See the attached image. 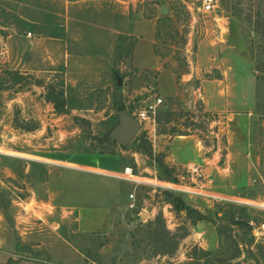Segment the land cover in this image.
<instances>
[{
	"label": "rangeland",
	"instance_id": "374dc122",
	"mask_svg": "<svg viewBox=\"0 0 264 264\" xmlns=\"http://www.w3.org/2000/svg\"><path fill=\"white\" fill-rule=\"evenodd\" d=\"M203 1L144 3L145 16L155 10L160 15L156 52L166 69L175 70L177 83L184 87L185 97L177 100L161 97L158 89L147 87L149 75L155 77L149 83L157 87L156 71L132 67L134 40L128 35L132 20L126 18V35L115 41L109 37L106 28L121 24L122 18L117 13L108 15L105 2L60 0L59 10H66L70 3L69 11L81 17L74 22L59 17V29L71 27L69 35H64L68 44L57 47L49 42L45 51L29 42H37L40 36L37 25L25 21L23 29L32 34L31 39L25 38V45L13 41L10 50L21 65L17 69L9 63L0 67V215L15 232L25 227V155L44 158V150L56 148L114 153L120 145L104 141L119 123L120 114L144 106L148 99L153 102L157 96L166 100L158 113L172 112L170 126L189 131L182 124L196 99L195 109L200 112L208 107L215 123H201L196 118L200 124L194 129L197 143L189 141L183 156L186 163L205 167L204 178L182 179L172 170V178L162 170L155 172L153 161L158 165L165 158L164 153L155 152L159 140L164 141L154 133L156 130L159 136L157 123L156 127L148 125L149 134L141 129L129 146H120L130 155L136 153L140 167L131 157L125 163L134 168L138 180L151 183L156 174L159 182L181 184L180 189L192 192H170L191 211L186 215L174 209L171 216L163 211L151 185L139 187L135 191L139 209H156V215L145 224V238L135 239L133 254L110 264H176L177 260H181L177 264H264V236H253L247 226L250 219L263 222L264 211L234 202L264 205V0H218L214 14L204 11ZM36 11L30 12L31 22L37 21V15H32ZM0 19L9 25L18 23L7 14ZM110 42H114L113 50ZM211 89H221V97L212 98ZM223 90L231 95L225 96ZM50 100H57L63 115L56 113ZM178 116L183 117L176 121ZM35 124L39 129L34 132L19 129ZM94 137L98 140H92ZM186 219L196 226L187 227ZM171 233L184 238L174 239ZM196 233H204L206 243H196ZM85 255L96 264H105L91 252ZM190 257L195 261H188Z\"/></svg>",
	"mask_w": 264,
	"mask_h": 264
},
{
	"label": "crops",
	"instance_id": "0c3cea01",
	"mask_svg": "<svg viewBox=\"0 0 264 264\" xmlns=\"http://www.w3.org/2000/svg\"><path fill=\"white\" fill-rule=\"evenodd\" d=\"M148 1L100 0L109 9L108 15L117 13L122 18L121 24H110L106 29L115 41L120 35H126V18L132 20L128 30V35L134 40L130 60L132 67L138 71L158 73L157 89L161 97L183 99L185 90L177 83L175 70L166 69L165 61L157 55L155 45L160 15L155 10L153 15L145 16L147 8L144 3ZM58 2L60 0H0V16L7 14L18 21L9 25L0 19V67L9 63L17 69L21 65L11 57L10 50L13 41L25 45V38L31 39L23 29L25 21L37 25L40 37L37 42H29L36 43L43 51L49 42L54 46L68 44L64 35H69L71 27L68 25L65 30L59 29L57 19L62 17L74 22L79 21L81 15L69 11L70 3H66V10H59ZM114 5H117V11ZM33 9H37L32 14L37 15V21L31 22L29 17ZM113 46L114 42H110V50L114 49ZM223 93L226 96L230 91L223 90ZM221 95V89L210 91L212 98ZM195 102L189 109L196 116ZM209 111L208 107L204 109L205 113ZM156 137L164 141L159 140L155 152L164 153L163 163L174 173L197 164L186 163L183 156L189 141L197 143L196 134L169 137L156 134ZM43 152L44 158L25 155V227L21 232H15L0 215V264H96L86 257V252H91L105 264L122 262L130 257L134 252L135 239L145 238V224L152 221L157 212L156 209H143L140 216L138 211L130 212L131 183L115 177L129 167L125 163L127 157L134 158L133 164L139 166L136 153L130 155L120 146L110 154L62 148ZM142 162L147 165L145 159ZM153 162V168L158 173L161 169ZM144 213L149 214L147 221L142 219ZM184 221L187 227L196 226L190 219ZM168 229H171L170 226ZM193 236L199 245L206 243L204 233ZM99 242L102 244L99 245ZM181 256L184 257V254ZM160 257L159 254L156 259ZM178 261L181 260H177L176 264ZM188 261L195 260L190 257ZM171 262L175 261L171 259Z\"/></svg>",
	"mask_w": 264,
	"mask_h": 264
},
{
	"label": "built area",
	"instance_id": "2783aa9c",
	"mask_svg": "<svg viewBox=\"0 0 264 264\" xmlns=\"http://www.w3.org/2000/svg\"><path fill=\"white\" fill-rule=\"evenodd\" d=\"M217 6H218V0H204L203 1V9L207 13L214 14ZM26 36L31 37L32 34L27 33ZM143 73H145V72H143ZM143 73L141 74L142 77L144 76ZM132 75L138 77L139 74H137L136 72H133ZM147 78L154 79L155 77L149 75V76H147ZM183 78H185V76H183L182 79ZM151 79L146 81L147 85H148L147 87L152 91H156L157 87H155L153 85V83H149V81H151ZM186 79H187V77H186ZM187 81L190 82V79ZM197 91L199 92V90H197ZM165 102H166V100L164 98L159 97V96H157V99L153 102H151L148 99L147 101L143 102L144 106H142L140 108H137L135 106V109L132 112H130V114L132 116H134L135 119L138 120L139 124L141 125V129L146 131V132L148 131V134H149V129L147 128L148 125L152 124L153 127H156V117H157V113H158V108L162 104H164ZM196 114H197V116L199 114H206L207 115V121L215 123V117L212 114L205 113L204 111L199 112V110H197ZM197 119H198V117H197ZM154 133L156 135V130H154ZM204 174H205V172H204L203 167H201L197 164H193L190 167L179 170L178 172H176V174L174 176H176L178 178H182V179H184L186 176L187 177L191 176L192 178L196 177L197 179H202L205 177ZM115 177L134 185V190H132V192L129 194L128 210L130 212H137L138 211L137 212L138 216L141 215V211L143 209H139V206H138L139 201H138V197H137V194L135 193V191L143 185L144 186L145 185H151L153 187L152 193L156 195V198H157V201H159V204L164 206L163 211L167 210L171 216H173L175 214L174 208L171 204L165 202L164 192L168 191V192H172V193L173 192L174 193L185 192L188 194L192 193V192L180 189L179 185H181V184L175 185L174 183H167L165 185L164 183L159 182L157 180L156 174H154V182L148 183V182L140 181L137 179L139 177H136V175L134 174V168L131 166L126 167L123 170L122 174H119ZM213 198L218 199L217 197H213ZM234 202L264 211V206H262L261 204H251V203L240 202V201H234ZM148 216H149V214H148ZM262 221L263 222H260V223H257L255 221V219H250L247 221V226L251 229L253 236H255V237L260 236V235L264 236V218H262Z\"/></svg>",
	"mask_w": 264,
	"mask_h": 264
},
{
	"label": "trees",
	"instance_id": "16d2710c",
	"mask_svg": "<svg viewBox=\"0 0 264 264\" xmlns=\"http://www.w3.org/2000/svg\"><path fill=\"white\" fill-rule=\"evenodd\" d=\"M255 29L257 31H259V26H256ZM157 46V44L155 45V47ZM51 102H53L55 104V110H56V113L58 115H63V113H61L59 111V104L57 103V100H50ZM175 115L170 112V111H165V112H159L157 113V117H156V123L159 127V130L158 131V135H162V136H174L176 134L180 135V136H189V135H192L195 133V128H198L199 127V122H197V117L199 119H202L203 122L201 123H206L208 124V121H207V115L206 114H199L198 116L194 115L193 113H185V117L186 119L184 120L182 126H184L185 129H189V131H178L176 127H173V126H170V124H172L173 122V117ZM181 117H177L176 121H179ZM196 117V118H195ZM79 119L77 118L76 121H78ZM196 120V121H195ZM19 129L25 131V132H34L36 130L39 129V125L38 124H35L34 126H28L27 128H22L20 127ZM192 129V130H190ZM92 140H98L96 137H94ZM104 140H102L103 142ZM104 143H107V144H115L117 145L118 143L115 141V140H112V139H108L107 141H104ZM160 169L164 172V173H167L169 174V176L172 178L173 177V172H171V170L162 162H159L158 163ZM173 194L168 192V191H165L164 192V200L165 202L171 204L174 209L178 212V213H181V211H185L186 215L189 214V212L191 211V209L185 204V202L178 196H172ZM173 198V199H172ZM203 220V218H202ZM193 224H195L196 222H192ZM171 237H173L174 239H176L177 236H175L174 234H170ZM178 239H183L184 237L183 236H178L177 237ZM177 241H180V240H177Z\"/></svg>",
	"mask_w": 264,
	"mask_h": 264
},
{
	"label": "water",
	"instance_id": "95a60500",
	"mask_svg": "<svg viewBox=\"0 0 264 264\" xmlns=\"http://www.w3.org/2000/svg\"><path fill=\"white\" fill-rule=\"evenodd\" d=\"M141 130V125L138 120L135 119L128 112H123L119 116V123L115 126L113 131L109 135V139L115 140L120 146L127 147L134 140L136 135ZM210 169H206V173H209ZM148 217L147 213L142 215V219Z\"/></svg>",
	"mask_w": 264,
	"mask_h": 264
},
{
	"label": "bare ground",
	"instance_id": "6f19581e",
	"mask_svg": "<svg viewBox=\"0 0 264 264\" xmlns=\"http://www.w3.org/2000/svg\"><path fill=\"white\" fill-rule=\"evenodd\" d=\"M262 206H264L263 204H261Z\"/></svg>",
	"mask_w": 264,
	"mask_h": 264
}]
</instances>
